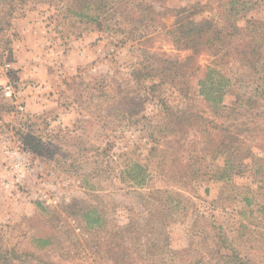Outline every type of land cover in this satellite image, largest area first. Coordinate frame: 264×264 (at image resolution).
Segmentation results:
<instances>
[{
  "label": "rangeland",
  "instance_id": "1",
  "mask_svg": "<svg viewBox=\"0 0 264 264\" xmlns=\"http://www.w3.org/2000/svg\"><path fill=\"white\" fill-rule=\"evenodd\" d=\"M7 62L50 98L0 97V264H264V0H0Z\"/></svg>",
  "mask_w": 264,
  "mask_h": 264
},
{
  "label": "built area",
  "instance_id": "2",
  "mask_svg": "<svg viewBox=\"0 0 264 264\" xmlns=\"http://www.w3.org/2000/svg\"><path fill=\"white\" fill-rule=\"evenodd\" d=\"M11 69L9 62L4 63L1 67V71L5 72L7 80L0 84V97L10 104L11 108L15 110L17 114H20L25 119L33 117L31 112H27V101L30 100L37 104H45L49 101L50 92L46 89V86L35 81L24 84V91L20 92L17 88V83L8 77ZM4 135V134H3ZM3 135H0L1 138ZM29 144L26 145H14L11 139H2L0 149L4 158L8 160L7 167H10L16 173L15 181L21 180L26 170L31 166L36 165V161L27 160V155L31 154L29 150Z\"/></svg>",
  "mask_w": 264,
  "mask_h": 264
},
{
  "label": "trees",
  "instance_id": "3",
  "mask_svg": "<svg viewBox=\"0 0 264 264\" xmlns=\"http://www.w3.org/2000/svg\"><path fill=\"white\" fill-rule=\"evenodd\" d=\"M175 25H176V23H175ZM208 25H209V22H207V21L198 22V23L195 21H188L186 24V26H188L187 29H183L182 27H180L178 25L179 28L183 29V31L179 30L180 35L178 37L177 36L175 37V45H180V46H183L184 48L186 47V48H190V49H193L196 51L198 49V47H200L202 45V43H204L206 41V40L204 41V39H205V37L207 38L206 33L208 31L207 30ZM192 56L193 55L187 57L183 62L178 61L176 63H178L179 65H184L186 62H188V60L192 59ZM146 68H147V66H144V69H146ZM203 78H204V80H207L208 75L206 74ZM174 81H175L174 79H171V83H173ZM203 82H204L203 80H199V83H203ZM208 98H209V95L206 97V94L203 97V99H207V100H208ZM209 100L212 101V103H213L212 107L214 109L219 108L218 106H220V103H221V95L218 94L217 97L209 98ZM37 117L40 118V116H38V115H37ZM23 138L25 139V141H27V139H28L27 135H25Z\"/></svg>",
  "mask_w": 264,
  "mask_h": 264
},
{
  "label": "crops",
  "instance_id": "4",
  "mask_svg": "<svg viewBox=\"0 0 264 264\" xmlns=\"http://www.w3.org/2000/svg\"><path fill=\"white\" fill-rule=\"evenodd\" d=\"M32 30H33V29H32V24H28V25L25 27V32L32 31ZM0 77H1L0 79H1V81H2V83H3V82L5 81V79H4V80L2 79L3 75H0ZM28 102H32V101L28 100L27 103H28ZM32 103L35 104L34 102H32ZM243 223H244V222H243ZM243 223L238 224V226H237V227H238V228H237V233L240 232L241 228L245 227ZM253 227H254V226H253ZM254 229H257V228L255 227ZM261 229L264 230V227H262ZM238 231H239V232H238ZM263 233H264V232H263ZM239 237H240V236H239Z\"/></svg>",
  "mask_w": 264,
  "mask_h": 264
}]
</instances>
